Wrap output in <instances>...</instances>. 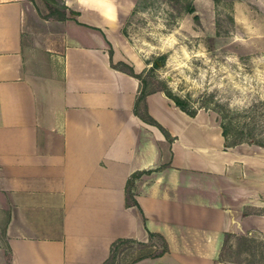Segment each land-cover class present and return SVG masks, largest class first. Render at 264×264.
Segmentation results:
<instances>
[{"label":"crops","instance_id":"crops-1","mask_svg":"<svg viewBox=\"0 0 264 264\" xmlns=\"http://www.w3.org/2000/svg\"><path fill=\"white\" fill-rule=\"evenodd\" d=\"M62 1L76 12L60 19L0 0V264H101L115 237L148 231L165 249L128 264H250L218 254L223 231L264 229L244 210L264 204V150L225 145L214 111L159 88L144 103L167 133L141 118L127 69L142 60L119 52L134 0Z\"/></svg>","mask_w":264,"mask_h":264},{"label":"rangeland","instance_id":"rangeland-1","mask_svg":"<svg viewBox=\"0 0 264 264\" xmlns=\"http://www.w3.org/2000/svg\"><path fill=\"white\" fill-rule=\"evenodd\" d=\"M184 1L188 0H134L120 11L125 43L119 52L129 58L131 51L141 58L142 68L136 73L147 89L165 85L195 109L214 111L217 119L212 108L217 104L237 109L230 116L234 127H250L253 137L264 141V0H190L193 12L183 9ZM35 3L45 13L47 5L57 6L61 0ZM162 52L163 61L153 65ZM119 61L118 66L131 65ZM241 142L264 150L257 142ZM244 210L264 212V204ZM160 243L157 236L121 242L105 264H128L137 256L154 254ZM246 251H251L248 257L255 264H264V229L232 233L219 255L244 259Z\"/></svg>","mask_w":264,"mask_h":264},{"label":"trees","instance_id":"trees-1","mask_svg":"<svg viewBox=\"0 0 264 264\" xmlns=\"http://www.w3.org/2000/svg\"><path fill=\"white\" fill-rule=\"evenodd\" d=\"M173 1L177 2L178 0H173ZM182 7L184 10L188 12L194 11V5L190 0L184 1ZM74 12L76 11L69 8L61 0V3L57 6L47 5V10L45 13H42V15L44 17H55V18L61 19V18H66V17L71 16V14ZM192 15L193 17L197 18V13L194 12ZM109 52H110V49H109ZM164 57H165V53L163 52L159 53L157 57L154 59V61L152 62V64L154 65L158 61H163ZM119 62L123 63L122 60H120ZM127 70L130 73H133L134 75L138 76V74L135 73L131 69V67H129ZM140 81H141L140 88H139V91L136 95V98L133 104V109L135 113H137L141 118H143L147 122L157 125L160 129H162L165 133H167V131L163 128V126L147 112L146 106L144 103V95L147 91L151 89L146 88L145 81H142L141 79ZM158 88L162 89L165 92V94L169 96L173 100V102L176 105H178L180 108H182L183 110H185L186 112L190 114L194 113L195 107H193L192 105H189L185 97L172 92L171 89L166 87L165 85H162L160 87H155V89H158ZM217 105H218L217 108H214V107L212 108L215 109L219 114L218 120H219V124L221 127V133L224 136L225 145H232V144L241 142L243 140L248 141V142H251V141L257 142L259 144L264 145V141H261L253 137L250 127L247 130H244L242 126L236 127V128L234 127V123L231 121L230 116H232L233 113H236L237 109L228 108L222 104H217ZM140 172H141L140 170H134L130 173V175L126 179V182H125V203L126 204H136L137 205V201L133 196L132 186H133V178L136 175H138ZM148 234H149V238L152 236H157L160 238L161 240L160 248L154 254L156 255V254L161 253L166 247L165 241L163 240L161 235H159L157 232H154V231H148ZM231 234L232 232L223 231L222 236H221V244L224 243L227 240V237ZM132 240H136V239L132 237H127V236L115 237L109 244V254L107 258L101 264H105L108 261V259L114 254L118 245L121 242L132 241ZM136 241H139V240H136ZM141 242H145V241H141ZM250 253L251 251L249 252L246 251L247 256L244 259L250 264H255V262L251 259V257H248Z\"/></svg>","mask_w":264,"mask_h":264}]
</instances>
